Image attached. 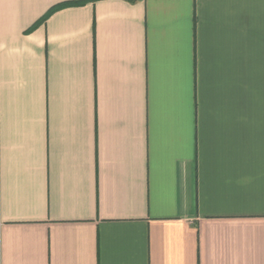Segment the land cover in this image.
<instances>
[{"label": "crops", "instance_id": "1", "mask_svg": "<svg viewBox=\"0 0 264 264\" xmlns=\"http://www.w3.org/2000/svg\"><path fill=\"white\" fill-rule=\"evenodd\" d=\"M0 264H264V0H0Z\"/></svg>", "mask_w": 264, "mask_h": 264}, {"label": "trees", "instance_id": "2", "mask_svg": "<svg viewBox=\"0 0 264 264\" xmlns=\"http://www.w3.org/2000/svg\"><path fill=\"white\" fill-rule=\"evenodd\" d=\"M83 2H85V1H83ZM83 2H81V3H83ZM66 5V4H65ZM65 5H60V6H58V7H56V8H53L49 13H52L55 9H57V8H60V7H63V6H65ZM49 13H48V15H49ZM47 15V16H48ZM46 16V17H47ZM44 20H45V18H44ZM43 21V20H42Z\"/></svg>", "mask_w": 264, "mask_h": 264}]
</instances>
